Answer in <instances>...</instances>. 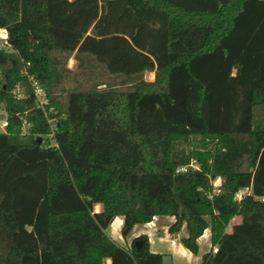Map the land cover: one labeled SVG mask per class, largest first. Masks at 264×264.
<instances>
[{
	"label": "trees",
	"instance_id": "1",
	"mask_svg": "<svg viewBox=\"0 0 264 264\" xmlns=\"http://www.w3.org/2000/svg\"><path fill=\"white\" fill-rule=\"evenodd\" d=\"M0 29V264H163L106 234L155 217L193 255L209 231L199 264H264V0H0ZM71 57L99 73L62 104Z\"/></svg>",
	"mask_w": 264,
	"mask_h": 264
},
{
	"label": "rangeland",
	"instance_id": "2",
	"mask_svg": "<svg viewBox=\"0 0 264 264\" xmlns=\"http://www.w3.org/2000/svg\"><path fill=\"white\" fill-rule=\"evenodd\" d=\"M58 58L61 59V57L59 55H58ZM92 72H94V71H89L85 67L79 66L77 64V62L73 59V57L69 58L67 60V62L65 63V66L59 68V73L61 75V79H60V82L58 84L54 85L55 87L53 88L54 90L52 91V93H54V94L56 93V95L53 94V96L57 100V102L65 104L66 93L72 89L78 88L80 86V84H83L85 81L92 78L95 74H98L99 69H95L94 73H92ZM153 79H154V74L152 72L151 73L146 72L144 74V80L152 81ZM102 80L104 81V79H101V78H94L93 79V81H95V82L102 81ZM104 82H108V81L105 80ZM89 84H91V83H89ZM89 84H88V86H89ZM88 86L87 85L83 86V89L88 88ZM118 87H120V86L118 85ZM98 88L104 89L105 86L100 85ZM14 93H16L17 96H20L21 95L20 88H16ZM19 93H20V95H18ZM5 118H6L5 112L3 111L2 105H0V124H1V122H3V120ZM4 131H5V128L0 126V133L4 132ZM220 183H221V179H219V178H216L215 181L212 182L215 194L217 193V190L220 186ZM99 211H100V205H98L97 208L95 206L94 212L98 213ZM239 221H240V216H235L233 218V220L230 221L228 227L231 228L232 225L238 223ZM173 223H171V224H173ZM171 224H169L166 219H162V220H159L158 222H156V226L153 227L154 231L156 230V232H157V233L154 232V234L156 233V235L153 237V243H152L153 248L157 249L158 251H160L163 254V264H186V263L188 264V262L185 263V261H187V260H191L189 262V264H194V262L192 261L193 259L184 257L181 254H177V253L171 251V249H169L167 244H170V242H171V244H173V246L175 247L174 242L176 244H178L177 241H179V239L182 236H184V234H185L184 226L176 234H170L168 231L163 229L164 226L169 227ZM228 227L226 228V231L229 232L230 228L228 229ZM119 230H120L119 229V219H117L116 222L114 224H112V226L106 231V234L116 244L123 246L125 248H128L131 245L132 240L134 238H136V235L138 233H136L134 235H129L126 238H122ZM163 230L168 232V235ZM165 242H167V243H165ZM200 245L201 246H200V249L198 250V253L194 256L201 255V257H202V255L204 253L208 252L207 250H210V247L208 246V243H206L205 240H203ZM105 264H108V262H106Z\"/></svg>",
	"mask_w": 264,
	"mask_h": 264
},
{
	"label": "crops",
	"instance_id": "3",
	"mask_svg": "<svg viewBox=\"0 0 264 264\" xmlns=\"http://www.w3.org/2000/svg\"><path fill=\"white\" fill-rule=\"evenodd\" d=\"M98 206V205H97ZM117 219H119V229L121 228V225H122V219L121 218H115L114 219V221H113V223L112 224H114L115 222H116V220ZM162 219H166L167 221H168V223L169 224H171V223H173L174 222V218L173 217H155V218H153V220L150 222V223H148V224H144V225H135L134 227H133V229H132V231H131V233H130V235H134V234H136V233H138L137 235H136V237L137 236H139V235H146L147 237H148V241H149V251L150 252H152V253H157V254H161V255H163L160 251H158L157 249H154L153 248V246H152V243H153V237L156 235V230L154 231V228L153 227H155L156 226V222H158L159 220H162ZM233 220V219H232ZM112 224L110 225V227L112 226ZM230 227H228V229H229ZM163 229H165L166 231H168V226H164L163 227ZM164 231V230H163ZM166 231H164V232H166ZM119 232H120V230H119ZM154 232H156L155 234H154ZM163 232V233H164ZM231 232V228H230V230H229V232L228 231H226V233H230ZM167 233V235H168V232H166ZM185 235V234H184ZM183 237V236H182ZM203 240H205L206 241V243H208V246L210 247V241H209V231L207 230V231H205L204 232V234L198 239V246H199V249H200V244H201V242L203 241ZM178 242V244H176L175 242H174V245H175V247L173 246V244H171V242H170V244H167L168 245V247H169V249H171V251H173V252H175V253H177V254H181L182 256H184V257H187V258H190V259H193L192 261L194 262V264H199V262H200V260H201V255H199V256H194L193 254H191L189 251H187L186 249H184L183 248V246L181 245V243H180V239H179V241H177ZM165 243H167V242H165ZM171 247V248H170ZM207 251H209V250H207ZM107 261H109V260H107ZM106 261V262H107ZM191 260H187V261H185V263L186 262H188V264H189V262H190ZM187 264V263H186Z\"/></svg>",
	"mask_w": 264,
	"mask_h": 264
},
{
	"label": "built area",
	"instance_id": "4",
	"mask_svg": "<svg viewBox=\"0 0 264 264\" xmlns=\"http://www.w3.org/2000/svg\"><path fill=\"white\" fill-rule=\"evenodd\" d=\"M0 45L2 47L7 46V33H6L5 29H0ZM32 88H33V94L35 96L38 107L41 108L42 110H44L45 105H47V103H48L44 89L42 87H40L36 82L32 83ZM0 126L6 128V126H7L6 119H4L3 122H1ZM52 127H53V125H51V130H52ZM189 169H193V170L197 169L195 161L191 162V164L188 167L181 168L180 171L181 172H187ZM218 192H219V190H217V193ZM250 195H252L250 188L240 189L239 191H237L235 193L233 200L236 202H240V200L244 196H250ZM254 199L260 200L261 202L264 201V197H262V198L254 197ZM210 250H211L212 254L216 253L217 252V246H213V247L210 246Z\"/></svg>",
	"mask_w": 264,
	"mask_h": 264
},
{
	"label": "water",
	"instance_id": "5",
	"mask_svg": "<svg viewBox=\"0 0 264 264\" xmlns=\"http://www.w3.org/2000/svg\"><path fill=\"white\" fill-rule=\"evenodd\" d=\"M41 142H42L41 138L38 137V138H37V143H38V144H41Z\"/></svg>",
	"mask_w": 264,
	"mask_h": 264
},
{
	"label": "bare ground",
	"instance_id": "6",
	"mask_svg": "<svg viewBox=\"0 0 264 264\" xmlns=\"http://www.w3.org/2000/svg\"><path fill=\"white\" fill-rule=\"evenodd\" d=\"M96 208H97V206H96ZM108 262V264H110V261H107Z\"/></svg>",
	"mask_w": 264,
	"mask_h": 264
}]
</instances>
